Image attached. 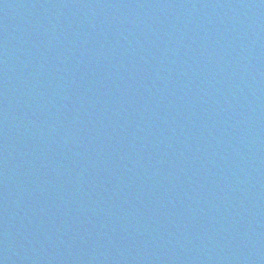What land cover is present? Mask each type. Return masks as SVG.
Returning a JSON list of instances; mask_svg holds the SVG:
<instances>
[{
    "label": "water",
    "instance_id": "obj_1",
    "mask_svg": "<svg viewBox=\"0 0 264 264\" xmlns=\"http://www.w3.org/2000/svg\"><path fill=\"white\" fill-rule=\"evenodd\" d=\"M0 264H264V0H0Z\"/></svg>",
    "mask_w": 264,
    "mask_h": 264
}]
</instances>
